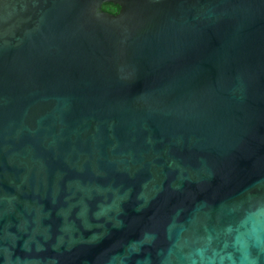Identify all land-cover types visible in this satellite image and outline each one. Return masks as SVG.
<instances>
[{"label": "water", "instance_id": "obj_1", "mask_svg": "<svg viewBox=\"0 0 264 264\" xmlns=\"http://www.w3.org/2000/svg\"><path fill=\"white\" fill-rule=\"evenodd\" d=\"M0 264H264V0H0Z\"/></svg>", "mask_w": 264, "mask_h": 264}, {"label": "trees", "instance_id": "obj_2", "mask_svg": "<svg viewBox=\"0 0 264 264\" xmlns=\"http://www.w3.org/2000/svg\"><path fill=\"white\" fill-rule=\"evenodd\" d=\"M103 10L108 11L110 13H118L120 8L117 5H114L112 3H107L103 5Z\"/></svg>", "mask_w": 264, "mask_h": 264}, {"label": "flooded vegetation", "instance_id": "obj_3", "mask_svg": "<svg viewBox=\"0 0 264 264\" xmlns=\"http://www.w3.org/2000/svg\"><path fill=\"white\" fill-rule=\"evenodd\" d=\"M105 11V10H104ZM106 12H108V11H106ZM110 13V12H109ZM111 14H117V13H111Z\"/></svg>", "mask_w": 264, "mask_h": 264}]
</instances>
